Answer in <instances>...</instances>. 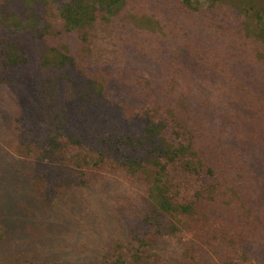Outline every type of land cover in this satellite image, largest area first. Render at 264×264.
<instances>
[{
    "label": "trees",
    "instance_id": "trees-1",
    "mask_svg": "<svg viewBox=\"0 0 264 264\" xmlns=\"http://www.w3.org/2000/svg\"><path fill=\"white\" fill-rule=\"evenodd\" d=\"M0 264H264V0H0Z\"/></svg>",
    "mask_w": 264,
    "mask_h": 264
}]
</instances>
